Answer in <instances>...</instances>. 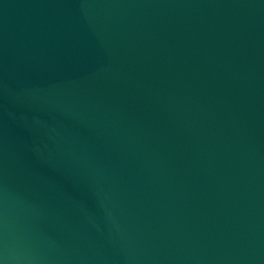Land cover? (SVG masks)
<instances>
[{"label":"water","instance_id":"obj_1","mask_svg":"<svg viewBox=\"0 0 264 264\" xmlns=\"http://www.w3.org/2000/svg\"><path fill=\"white\" fill-rule=\"evenodd\" d=\"M0 264H264V0H0Z\"/></svg>","mask_w":264,"mask_h":264}]
</instances>
